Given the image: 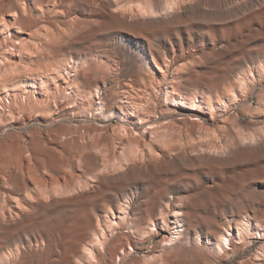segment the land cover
I'll return each instance as SVG.
<instances>
[{"label": "rangeland", "instance_id": "374dc122", "mask_svg": "<svg viewBox=\"0 0 264 264\" xmlns=\"http://www.w3.org/2000/svg\"><path fill=\"white\" fill-rule=\"evenodd\" d=\"M140 1L0 0V264H264V0Z\"/></svg>", "mask_w": 264, "mask_h": 264}, {"label": "bare ground", "instance_id": "6f19581e", "mask_svg": "<svg viewBox=\"0 0 264 264\" xmlns=\"http://www.w3.org/2000/svg\"><path fill=\"white\" fill-rule=\"evenodd\" d=\"M181 1L182 0H163V2H161V5H160V7H155V5L153 4V2L152 1H150V0H141L140 2H138V3H136V4H134L133 6H131L130 4L131 3H128V4H126V6L129 8V10H131L132 12H134V13H137V14H141V15H162V14H164V13H162L161 14V12H165V14L166 15H168V12H170L171 10H173L174 9V7L175 6H178V5H180L181 4ZM23 5V4H22ZM108 5V6H107ZM107 5H105V4H103V3H101V5H100V8H101V10L102 11H107L108 9H109V7H111V5L110 4H107ZM23 7V6H22ZM108 7V8H107ZM100 11V10H99ZM108 12V11H107ZM172 12V11H171ZM104 13V12H103ZM109 13V12H108ZM116 17V16H115ZM86 31V30H85ZM40 43V42H39ZM39 43H38V45H39ZM0 62H1V60H0ZM80 64V62H78V61H76V62H74V63H72V65H70L69 64V67H77L78 65ZM79 67V66H78ZM28 71V70H27ZM69 73H71V75L73 76L74 75V73H72V71L70 72L69 71ZM66 84V83H65ZM99 93H98V91H96V90H94V91H92L91 93H88L87 95H85V101H83V105H85V104H88V105H90L91 106V110H92V112L96 115V114H99L102 110H103V104H102V101L99 99ZM68 96H70V92L68 93ZM118 117H120L119 115H118ZM117 117V118H118ZM122 119H125L124 117H122ZM158 131V130H157ZM255 137V136H254ZM209 139V138H208ZM252 139V138H251ZM202 140V139H201ZM198 142V141H197ZM141 151V150H140ZM208 151V150H207ZM130 155H131V153H129ZM133 154V153H132ZM130 155H128V157H131ZM171 155V154H170ZM126 158V157H125ZM125 158H122V160L123 159H125ZM133 158V157H132ZM105 159V158H104ZM103 159V160H104ZM102 160V161H103ZM122 160L120 159V160H112V161H114V162H110V164H108V161H106V159H105V161L103 162V163H101L103 166H104V168L103 169H106V171H108V170H113V171H117V170H119L120 168H122L124 165V163H122ZM126 161L127 160H129V158L128 159H125ZM125 160H124V162H125ZM105 162H107V163H105ZM105 163V164H104ZM108 169V170H107ZM17 170V169H16ZM15 171V170H14ZM111 172V171H110ZM90 178L88 179H86V180H80L79 179V181L77 182L76 181V185H75V189H76V191L77 190H80V191H82V190H84V189H86L87 188V186L89 187L90 186V184H92V183H90ZM128 180V179H127ZM47 182V181H46ZM91 182H93V181H91ZM1 185V184H0ZM84 188V189H83ZM50 196V195H49ZM4 197V196H3ZM9 197V196H8ZM30 198V197H29ZM52 200V199H51ZM130 200H131V197H127L124 201H122V203H121V206H123V207H127L128 206V204L130 203ZM2 201V200H1ZM13 201V200H12ZM13 203V202H12ZM17 205V204H16ZM124 210V209H123ZM171 217H172V223H173V225H174V227H172V233H171V235H169V236H167V239H165L164 240V247L166 248V247H170V246H172V245H174L176 242H177V240L179 239V237H180V235L184 232V227H183V225H182V214L179 212V210H176V209H174V210H172L171 211V215H170ZM7 220L8 219H6V222H7ZM9 221V220H8ZM249 221V220H248ZM0 224H1V220H0ZM4 224L2 223L0 226H3ZM119 228V227H118ZM1 229V228H0ZM5 229V228H4ZM4 229H1V230H4ZM5 230H7V229H5ZM8 231V230H7ZM229 236H230V234L229 233H224V234H222L221 236H220V238H219V240H218V243L216 244V245H214V246H212L211 247V250L212 251H214V252H223L224 251V249H227V248H229ZM198 241H199V239H197ZM96 241H98L99 243H101V238H100V236H97V239H96ZM31 243V242H30ZM96 243V242H95ZM78 245V247L79 248H81V243H78L77 244ZM102 245V244H101ZM100 245V246H101ZM77 247V248H78ZM77 248H76V250H77ZM78 248V249H79ZM96 249V248H95ZM79 250H81V249H79ZM17 251V250H16ZM8 252V251H7ZM19 252V251H18ZM86 252H87V254H86V256L87 257H89V258H93V255H94V252H93V248H91V247H88L87 249H86ZM263 252H264V249H263ZM12 253H14V252H11V251H9V253H6L5 254V256L3 257V260L2 261H6V260H4V258L5 257H9L10 259H11V255H12ZM263 254V253H262ZM264 255V254H263ZM2 257H1V259H2ZM13 257V256H12ZM14 257H16L15 255H14ZM13 257V258H14ZM117 257V256H116ZM9 258H8V260H9ZM7 262V261H6ZM5 263V262H4ZM150 264V263H149Z\"/></svg>", "mask_w": 264, "mask_h": 264}]
</instances>
